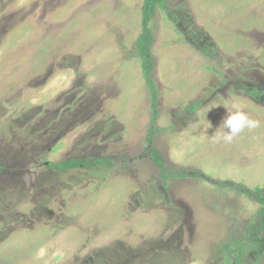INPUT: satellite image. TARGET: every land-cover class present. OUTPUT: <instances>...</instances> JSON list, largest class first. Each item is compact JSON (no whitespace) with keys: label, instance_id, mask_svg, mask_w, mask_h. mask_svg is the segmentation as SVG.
<instances>
[{"label":"rangeland","instance_id":"obj_1","mask_svg":"<svg viewBox=\"0 0 264 264\" xmlns=\"http://www.w3.org/2000/svg\"><path fill=\"white\" fill-rule=\"evenodd\" d=\"M143 1L0 0V264H233L221 244L259 206L203 180L164 189L144 152ZM150 29L166 167L264 187V0H168ZM233 102L259 126L217 142ZM100 157L114 167H51Z\"/></svg>","mask_w":264,"mask_h":264},{"label":"trees","instance_id":"obj_2","mask_svg":"<svg viewBox=\"0 0 264 264\" xmlns=\"http://www.w3.org/2000/svg\"><path fill=\"white\" fill-rule=\"evenodd\" d=\"M168 0H144L140 8L141 32L135 41V50L140 60V67L145 85L149 94V106L151 110L150 128L146 135L144 152L150 161L158 169V177L164 189H166L170 179H193L203 180L211 183L218 189L231 190L243 195L255 202L259 208L248 224L244 234L226 243L221 244V249L226 256V262L233 264H245L251 260L253 264L259 263L264 257V187L248 188L245 185L232 181L214 180L201 172L189 170H172L166 167L165 161L160 153L153 147L152 140L158 129L155 122L158 115V91L151 79L153 71V61L151 47L153 43L150 24L157 9L163 10ZM247 94L254 99H260L261 93L256 89L247 91ZM57 171L68 170H88L90 168H112L114 161L111 158L100 157L92 160L68 159L51 165Z\"/></svg>","mask_w":264,"mask_h":264},{"label":"clouds","instance_id":"obj_3","mask_svg":"<svg viewBox=\"0 0 264 264\" xmlns=\"http://www.w3.org/2000/svg\"><path fill=\"white\" fill-rule=\"evenodd\" d=\"M225 108L227 110V116L223 119L220 127L222 126L224 129H226V131L223 134H217L215 136V140L217 142L222 140L225 143H231L233 139L245 129H252L259 126L257 121L250 119L247 113L243 111L242 104L233 102L230 104V106ZM205 130L204 133L207 135ZM44 255L45 249H39L37 253L38 258Z\"/></svg>","mask_w":264,"mask_h":264}]
</instances>
